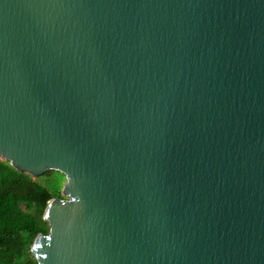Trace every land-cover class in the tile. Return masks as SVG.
Returning a JSON list of instances; mask_svg holds the SVG:
<instances>
[{
    "label": "water",
    "instance_id": "1",
    "mask_svg": "<svg viewBox=\"0 0 264 264\" xmlns=\"http://www.w3.org/2000/svg\"><path fill=\"white\" fill-rule=\"evenodd\" d=\"M0 159L38 264H264V0H0Z\"/></svg>",
    "mask_w": 264,
    "mask_h": 264
},
{
    "label": "trees",
    "instance_id": "2",
    "mask_svg": "<svg viewBox=\"0 0 264 264\" xmlns=\"http://www.w3.org/2000/svg\"><path fill=\"white\" fill-rule=\"evenodd\" d=\"M63 174L47 171L33 179L0 159V264H38L31 246L49 233L44 215L49 202L63 198Z\"/></svg>",
    "mask_w": 264,
    "mask_h": 264
}]
</instances>
